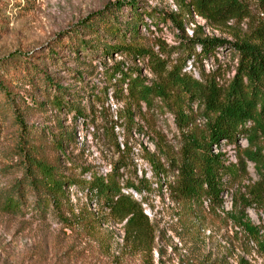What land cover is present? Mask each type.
I'll use <instances>...</instances> for the list:
<instances>
[{
  "label": "rangeland",
  "instance_id": "rangeland-1",
  "mask_svg": "<svg viewBox=\"0 0 264 264\" xmlns=\"http://www.w3.org/2000/svg\"><path fill=\"white\" fill-rule=\"evenodd\" d=\"M242 1L246 18L209 26L179 8L176 0H0V264H264V210L254 206L244 210L249 222L260 228L257 241L231 216V198L237 199L256 179L252 165L245 162L244 172L235 177L221 176L218 205L206 198L172 200L167 183L174 173L156 172L151 161L167 169L166 157L176 155L180 129L174 114L155 99L150 107L131 105L132 122H125L129 105L124 85L119 88L109 79L104 66L122 62L139 68L146 79L154 76L145 61H131L115 52L105 56L102 41L115 44L122 38L104 33L103 23L94 16L102 12L110 22L116 18L123 25L131 23L135 13L137 41L172 62L191 52L189 40L195 34L224 39L227 44L205 53L194 46L183 67L195 78L213 72L223 83L237 62L231 43L246 39L257 23L264 22V0ZM147 13H175L182 30ZM91 19L92 28L86 27ZM195 26L201 29L194 31ZM5 88L14 93L13 107L3 102ZM57 95L68 104L54 108L51 98ZM70 104H77L84 116L67 110ZM190 107L195 110L194 104ZM17 114L30 143L41 146L61 178L87 181L91 174L104 175L116 168L120 185L137 186L139 191H121L140 203L150 227L148 241L123 239V222L99 213L86 184L65 187L74 213L85 209L92 217L84 225L64 227L50 210L42 219L31 216L33 192L28 185L23 188V212L3 211L4 198L25 171ZM235 145L242 148L245 142L241 137L234 143L220 140L212 151L219 150L226 164L238 165Z\"/></svg>",
  "mask_w": 264,
  "mask_h": 264
},
{
  "label": "trees",
  "instance_id": "trees-1",
  "mask_svg": "<svg viewBox=\"0 0 264 264\" xmlns=\"http://www.w3.org/2000/svg\"><path fill=\"white\" fill-rule=\"evenodd\" d=\"M176 3L186 13L200 17L209 26L225 25L230 20L239 22L248 15L242 0H176ZM147 15L161 22L168 19L175 28L182 30V21L175 13ZM94 16L98 17L96 21L103 23L104 33L120 35L122 38L115 44L102 41L101 52L105 56L115 52L131 61H145V66L154 76V79H146L139 68L122 62L104 66L103 70L109 79H114L119 88L124 85V99L129 105L124 109L125 122H132L131 105L138 107L143 103L150 107L155 99L174 114L180 129V144L176 155L166 157L167 169L151 161L156 172L174 173L172 180L167 183L170 198L187 202H199L206 198L218 205L223 189L221 176L228 174L235 177L238 172H244L245 162H249L256 179L245 186L244 193L238 194V200L231 198L230 207L234 212L231 215L233 221L257 241L260 228L249 222L244 210L250 206L264 210V22L257 23L246 39L231 43L237 54L236 66L228 80L218 83L213 72L195 78L185 72L183 67L184 61L193 55L194 46L199 47L198 53H205L227 44L224 39L200 38L195 34L189 40L191 52L185 58H175L172 62L137 41L135 13L131 16L132 22H124L123 25L116 23V18L110 22L102 12ZM93 21L89 20L85 26L92 28ZM152 23L156 24L155 21ZM200 29L201 26H195L194 31ZM127 32L131 34L128 37L125 35ZM82 42L85 45L86 41ZM48 80L45 76L44 81ZM56 89L59 91L60 88L57 86ZM13 94L8 88L3 89V102L8 108L15 104ZM32 102L36 103L35 100ZM51 104L59 109L68 102L57 95L51 98ZM191 104L195 105L194 111ZM68 108H72L77 116H84L77 104H70ZM16 121L22 130L20 138L23 146L19 153L25 161V171L15 183L13 191L4 198L3 211L23 212V188L28 185L33 192L31 216L42 219L45 212L50 210L64 227L84 225L92 217L85 209L79 208L74 213L73 205L65 194V187L86 184V190L96 199L99 213L115 222H123V239L148 241L150 227L140 203L131 194L121 191L122 188L139 191L137 186L126 182L120 185L115 175L116 168L104 175L91 174L87 181L61 178L53 161L48 160L40 151L41 146L30 143L21 115H16ZM238 137L245 142L242 148L235 145L238 165L226 164L222 159L223 154L219 150H212L220 140L234 143ZM55 149H60L58 142L55 143Z\"/></svg>",
  "mask_w": 264,
  "mask_h": 264
},
{
  "label": "built area",
  "instance_id": "built-area-1",
  "mask_svg": "<svg viewBox=\"0 0 264 264\" xmlns=\"http://www.w3.org/2000/svg\"><path fill=\"white\" fill-rule=\"evenodd\" d=\"M214 150V149H213Z\"/></svg>",
  "mask_w": 264,
  "mask_h": 264
}]
</instances>
